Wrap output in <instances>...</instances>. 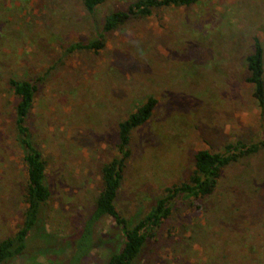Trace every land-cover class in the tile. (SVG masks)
<instances>
[{"label": "rangeland", "instance_id": "374dc122", "mask_svg": "<svg viewBox=\"0 0 264 264\" xmlns=\"http://www.w3.org/2000/svg\"><path fill=\"white\" fill-rule=\"evenodd\" d=\"M135 0H0V240L22 220L24 165L15 143L8 79L35 85L26 116L49 191L24 249L0 264H105L122 243L109 217L84 233L114 154L117 124L151 97L148 120L128 139L113 205L130 227L187 180L197 151L264 139L246 82L252 38L262 49L264 0H198L152 10L104 34L97 51L69 50L102 18ZM85 228V227H84ZM132 264H264V150L220 170L213 192L178 197Z\"/></svg>", "mask_w": 264, "mask_h": 264}, {"label": "trees", "instance_id": "16d2710c", "mask_svg": "<svg viewBox=\"0 0 264 264\" xmlns=\"http://www.w3.org/2000/svg\"><path fill=\"white\" fill-rule=\"evenodd\" d=\"M83 9L91 14L103 0H80ZM198 0H135L123 10H115L102 18L100 31L95 37L71 44L69 50L97 51L104 46V34L117 29L131 18H143L152 10L166 7H188ZM246 82L251 86V97L259 109L264 105V82L262 69V49L259 41L252 38L251 52L245 57ZM7 86L16 99L13 114L15 143L21 149V160L24 165V185L22 201L24 209L22 220L15 233L0 240V263L5 262L24 249V240L32 227L38 212L49 197L44 182L45 163L39 151L33 146L25 125L30 110L35 85L23 80L8 79ZM155 100L151 97L139 104L117 124V142L115 154L99 169L100 189L97 193L91 212L83 222L84 233L104 217H109L120 230L122 243L116 252L110 254L105 264H132L139 251L145 245L171 211L173 201L178 197L202 198L211 194L215 188L220 170L237 161L239 158L253 155L264 150V139L251 144L239 141L227 143L220 152L197 151L193 156V168L186 181L164 188V194L156 199L150 210L132 226L113 205L116 191L122 180L125 162L129 156L128 139L130 133L145 123L151 115ZM85 227V228H84Z\"/></svg>", "mask_w": 264, "mask_h": 264}]
</instances>
